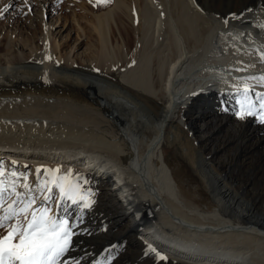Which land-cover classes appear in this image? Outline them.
<instances>
[{"label": "bare ground", "instance_id": "1", "mask_svg": "<svg viewBox=\"0 0 264 264\" xmlns=\"http://www.w3.org/2000/svg\"><path fill=\"white\" fill-rule=\"evenodd\" d=\"M120 1L106 11V6H89L93 19L85 63L74 64L69 52L57 51L61 44L58 49L47 21L57 7L45 6L48 0L31 12L29 25L24 23L30 32L0 36V159L12 168V161L15 167L31 168L32 174L40 168L47 179L71 170L69 179L83 189L84 200L94 201L84 208L79 196L73 204L61 199L57 188L51 192L59 200L53 214L66 218L78 235L70 247L75 251L70 261L73 257L77 264H133L129 252L141 244L146 250L153 246L168 264H264V210L257 206L259 199L241 195L244 188L225 165L212 160L211 154L227 152L233 135L227 132L222 145L212 147L215 134L205 127L212 120L207 109L214 105H223L227 113L220 123L237 118L234 113L245 100V87L247 103L259 111L264 81L247 77L264 75V9L254 7L264 0L236 14L222 12L218 18L212 16L211 6L223 5L214 1L184 0L178 5L176 0H156L164 5L159 9L163 18L158 10L153 12L163 21L153 41L157 45L162 38L178 46L175 60L163 77L166 67L161 70L150 55L152 64L147 52L141 70L130 67L131 72L115 80L116 72L136 60L139 33L145 32L141 7V17L134 16L119 7ZM14 3L1 1L0 9L8 10L0 20L17 27L21 16L11 13ZM100 10L104 12L97 14ZM205 23L213 24L216 39L211 52L195 56L191 46L196 39L202 41L200 26ZM27 49L32 54H24ZM260 119L243 120L255 124L245 134L251 150L264 148ZM240 129L234 128L235 134ZM257 162L264 163V151ZM117 245L120 258L113 254Z\"/></svg>", "mask_w": 264, "mask_h": 264}, {"label": "rangeland", "instance_id": "2", "mask_svg": "<svg viewBox=\"0 0 264 264\" xmlns=\"http://www.w3.org/2000/svg\"><path fill=\"white\" fill-rule=\"evenodd\" d=\"M1 1L3 2V0H0V3H1ZM12 1H14L15 3L13 5L14 7L11 9V13L14 12L17 15V18L19 16H21L20 17L21 20L18 21L19 23L15 22L16 24L18 23L17 27L15 25L14 26L13 25H9L8 26L7 24H5L6 19L5 20L4 19L0 20V36H8V37H10V35H12L13 38H14L16 35H18V33H21V32L25 33L27 31V29H25V27H24L25 26L24 23H27V25H29L28 22H30V20L32 19V18H29V17H32L31 16V12L35 11L36 6L39 5V4H42L43 0H32L34 3L30 2V4H29L31 6V9H32L31 11L28 10L29 5H27L25 0H12ZM130 1L132 3L130 5H129V1L128 0L120 1L119 7L124 12L127 11L129 13V12L133 11L134 16L136 15V13L138 15L140 13V15H142L141 19H143L141 21L144 23V27H142V31H145V32H143V34L139 33L138 44L139 43L140 44L139 45L137 44V47L135 48V50L138 52L137 53L135 51V54H136L135 55L136 56L135 59L136 60H134V59L131 60L129 62V64L127 65L126 69L124 68L123 71L116 72L113 75V78L115 80H120L122 78V74H124V72H127V71L131 72V70L129 69L130 67L133 68L134 70H137V69L141 70V68L145 65V63L148 62L149 59H151L150 61H152V58H150L151 57L150 55H152L153 60L157 61V59H158L159 65L162 66V67L160 66L161 70H163L166 67L165 68L166 71H165V69H164V72L162 71V75H163V73L166 72V74H165V76H166L172 61H174L176 56H177L178 52H176L175 48H177L178 46L176 45L177 47H175L172 44L173 42L169 41V40H166L167 43H165L164 44L165 46H163V41H165V39L162 40L161 37H160L161 39H159V40H161L162 42L160 41L159 44L157 43V45H155V41H153V39L156 38L155 36H157V31H154V30L157 29V30L160 31V29L162 27L161 23H162L163 19L161 20V18H163V15H162L163 12H162V9H161V11L159 9L163 8L164 5L163 4L160 5V3L157 2L156 0H145L144 4L141 3L140 0H135V3H133L132 0H130ZM171 1L174 3L175 0H171ZM183 1L184 0H178V1L176 0L175 2H176V4L180 5V3H183ZM210 1H212V2L214 1L213 3H217V4H222L223 5V6H211L214 9L213 11L215 12V14L213 13L212 16H215V17L218 18V17H221V15H222L221 13L222 12H227V14H225V15H229V14L232 15L234 13L236 14V13H238V11L243 6H247L248 5L249 7H251V6H253V4H256V2L258 0H209V2ZM226 1H227L228 4H226ZM115 3H116V0H108L107 3L98 2V0H48V3H46L45 6H56L57 7V11L54 10L52 15H51V17H49V19L47 20L50 24L53 25V27H52V32H53L52 38H53V41L54 42L56 41L55 42L56 45L57 44H61V46H60L61 50H57V51H61V53L69 52V56H70L71 60H73L74 64L77 63V62L78 63H85V61H83V60L87 57V54H88V52L85 49L86 48V44H87V40H88L87 37L89 36L90 23H92V19H93L91 11L89 10V6H106V8L103 9L104 11H106L107 8L114 6ZM133 6H134V8H133ZM4 7L5 6H2L1 9H3ZM180 7L185 8V6L184 7L180 6ZM254 7H258V8L264 9V5H262V3H260V6H254ZM139 8L142 10V12L140 10H139L140 12L138 11ZM133 9H135V10H133ZM153 9L155 11L158 10L160 12L159 15L161 14V16H160L161 18H159V15H157V14H155V12H153ZM222 9H224V10H222ZM103 10H100V11H98L96 13L98 14V13L104 12ZM143 10H144V12H143ZM146 11H148L147 12L148 14L146 13ZM54 12H56V13H54ZM149 12L152 14L151 15V19L149 18V16H150ZM245 12H247V11H245ZM140 15H139V17H141ZM130 16H131V13H130ZM143 16L145 18H143ZM192 16H194V15L192 14ZM147 18H149V20ZM58 19H59V21H58ZM198 20L201 21L199 18H198ZM139 21H140V18L138 20V23H139ZM199 21H198V24H199ZM145 22H147V23H145ZM150 26L153 27V29L150 28L151 31L149 29ZM156 26H158V27H156ZM209 26H210V28H209ZM200 27L202 28V29L200 28L201 30L199 29L201 32L205 31L203 33L200 32V35H201L200 38L203 37V38H201L202 41L200 40V38H199V40L201 41L200 43H199V41H197V39H196V41L194 40L196 43L193 44L191 47H193L192 48V51H194L193 55H195V56L196 55L197 56H203L206 53L204 55V56H206L209 52H211L210 51V48H211L210 44H211L212 40L214 41L216 39L214 36L217 35V32L216 31L214 32V30H215L214 28L215 27L211 23L208 24V25L205 23L204 25H202ZM206 27H208V28H206ZM138 28H140V27H138ZM203 28H204V30H203ZM205 28H206V30H205ZM207 29H209V30H207ZM210 31H211V34L213 32L214 33L212 35H210V33H209ZM27 32H30V30H28ZM39 35L40 34L37 33L36 38H37V36H38V38H40L41 35L40 36ZM142 35H143V37H142ZM144 35L146 37H144ZM144 38H146L147 41ZM203 39H205V40H203ZM144 40L146 41V43H145ZM143 41H144V43H143ZM168 42L169 43L171 42L170 45L173 46V47H171L172 50L168 48L170 46ZM207 42H209V44ZM144 44L145 45L147 44L146 46H148L150 49L146 50L147 47ZM200 44H202V45H200ZM63 45H68V46H67V48H65V47H63ZM76 45H78L77 48L76 47L72 48V46H76ZM57 46H58V49H59V45H57ZM154 46H156V47L154 48ZM161 46H163V48ZM133 48H134V44H133ZM160 48H162V49H160ZM166 49L168 51H166ZM194 49H196V50H194ZM207 49H209V51ZM37 50L38 49L34 50L33 53L35 51H37ZM154 50L156 52H154ZM157 50H158L159 53L157 52ZM200 50L203 51V53ZM204 50H206V51H204ZM177 51H179V50H177ZM147 52H148V55H147ZM174 52H175V54H174ZM198 52H201V54L199 53L200 55H198ZM28 53L32 54V50L31 49H29V50L27 49L26 51H24V54H28ZM155 53H158V54L155 55ZM144 54L147 55L145 57H148V60L145 59ZM153 54L155 56H153ZM159 54L160 55L164 54V55L160 56ZM156 56L161 57V58L159 59ZM197 58L198 57L193 58V59L195 60ZM164 60L166 61V64H165ZM151 63L154 64L153 61ZM152 64H150V69L152 67L151 66ZM140 65H141V67H140ZM153 68H154V65H153ZM163 77H164V75H163ZM163 103H165V101ZM214 106H215V108L207 109L211 113V114L209 113L210 114L209 120L211 119V117H212V120L211 121L207 120L206 121V125H205V127H208L207 130H210L211 132H213L215 134L213 136V138L216 137V140H214L212 142V147L222 145V143H223L222 141H225V138H223V136H228L227 132H230V134L233 135L231 137V139H233V144H229L228 150H226L227 152H219V153H216L214 155L211 154L212 158H213L212 160H213V162H215V161L216 162H218V161L222 162V164L225 165L224 170L228 171L231 174L232 178L237 181L238 185L242 189L244 188V191H241V195H244V196H248L249 195L248 197L253 199L254 201H257L259 199V204H257V206H258V208L260 210H264V163H260L261 164L260 165L257 162L259 160V158H260L261 152L264 151V148L262 149L260 147L261 149L257 148V149L251 150L249 148V142L247 141V138H245L246 131L248 129H252L253 128L252 126H255V124L252 121H243V120L241 121L238 118H229V120L228 119L226 120V123H224V121L220 123V120L222 118H227V117H223V116H227V113H225L223 107H221L223 105H219V106L214 105ZM194 111H193V109H191L190 113H194ZM223 111H224V113H223ZM184 112H185V108H182L180 110L179 115L181 116L182 113H184ZM220 115L221 116L223 115V116L221 117ZM188 117H190L189 114L187 115V117L185 119L186 122H189L188 121V119H189ZM212 121H213V123H212ZM214 121H216V122H214ZM231 121H233V122H231ZM196 123L197 122H195V124ZM218 123H220V124H218ZM242 123H244V124H242ZM232 125L234 126L233 128H232ZM210 127H212V128H210ZM234 128H241V129L238 131V133L235 134ZM236 138H238V140H236ZM167 149H170V148H167ZM236 149H237L238 152L236 151ZM0 161L4 162V165H5L6 168L8 166H10V165L6 164L4 160L0 159ZM242 162H244V163H242ZM11 169H12L11 171H17L20 174L27 175L28 182H29L30 186L43 185L45 183V181L48 180L46 175H44L43 173L34 172L35 174H32L31 168L23 169L21 167H17L16 166L15 168L11 167ZM5 183H7V181H5ZM18 188H19V186H18ZM55 189L56 188L53 187V190H55ZM45 194H48V193H39L41 198L39 200V205L38 206L41 207V205H42L43 207L44 206L45 207H49L51 209L50 214H53V211L55 212V210L58 208V205H59L58 201L59 200L55 199L56 198L55 196H52L51 199L45 201L42 198L43 195H45ZM50 196H51V193H50ZM13 198L14 197H10L7 194H5L3 202L0 203V217L5 215L7 207H8V204H10L12 202ZM213 221H216L215 218L213 219ZM3 234H4V230L0 229V235H3ZM75 236H78V235L75 234ZM75 236H73V237H75ZM95 236H96V234H92V237H95ZM73 237H72V239H73ZM255 247L257 248L258 246H255ZM146 251L147 250H146L145 246H143V244H141V245L138 246V248L134 249L132 252L131 251L129 252V259L131 260V262L133 264H168L166 261H161L159 259H155L154 258V254H149V255L146 256L145 255ZM73 252H75V251L70 250L65 255V257L61 258V260L62 261H64V260L68 261V264H74V262H75V264H77V262L75 261V259L73 257H72V260L70 261V255ZM114 253H115L114 258H120L121 257V248L119 247V245H117L116 248L114 249L113 254ZM67 255H68V257H67Z\"/></svg>", "mask_w": 264, "mask_h": 264}, {"label": "snow or ice", "instance_id": "3", "mask_svg": "<svg viewBox=\"0 0 264 264\" xmlns=\"http://www.w3.org/2000/svg\"><path fill=\"white\" fill-rule=\"evenodd\" d=\"M98 2L107 3L108 0H98ZM7 10V7L0 9V15ZM28 10H32L30 5ZM243 70L237 69V71ZM247 79L264 81V75L249 76ZM248 92L249 89L245 87L243 90L245 100L241 103L240 110L234 114L240 120L259 116L260 122L264 123V97L261 98L262 102L257 111L255 105L247 103ZM12 165L15 168L16 162L12 161ZM36 171L39 173L42 170L37 168ZM43 171L47 172V170ZM6 175L10 177L7 185L3 179ZM71 175L69 170L68 174L59 178H50L43 185H36L34 193L27 175L17 171H7L4 162L0 161V203L3 202L5 194L14 197L8 204L5 215L0 217V229L4 230V234L0 235V264H68V261H62L61 258L70 251L72 237L75 235L72 231L74 225H70L66 218H57L56 215L50 214L49 207L38 205L41 198L39 193L50 194L55 187L59 190L61 199L71 200L76 204L79 196L82 207H90L94 201L89 203L84 200L81 194L83 189L70 181ZM18 186L20 190H17ZM48 194L43 195V200L52 198ZM147 249L146 256L151 253L154 254L155 259L166 260V257L153 246L148 245Z\"/></svg>", "mask_w": 264, "mask_h": 264}]
</instances>
